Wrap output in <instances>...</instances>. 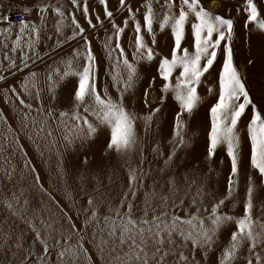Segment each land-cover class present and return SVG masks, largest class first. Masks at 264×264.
<instances>
[{
	"label": "rangeland",
	"instance_id": "obj_1",
	"mask_svg": "<svg viewBox=\"0 0 264 264\" xmlns=\"http://www.w3.org/2000/svg\"><path fill=\"white\" fill-rule=\"evenodd\" d=\"M26 1L27 5L33 4L38 9L48 5L49 11L43 14V20L41 15L32 20L43 25L41 40L36 48L38 55L29 54V58L22 62L19 52H9L16 62L13 67L3 59L8 50L3 47V37L0 36V76L4 77L0 80V264H141V261H129L128 247H121L108 237L105 216L110 218V222L117 208L123 215L127 204L132 203L133 215L139 217L145 209V201L149 218L162 211H167L169 215L187 216L195 211L192 205L194 198L203 209L204 206L210 208L227 195L231 162L225 146H219L211 159L207 157L210 128L208 108L215 99L222 48L216 66L199 88L202 97L200 106L190 116L184 114L187 123L184 145L176 147L173 142V117L178 108L172 102L171 94L150 127L146 128L143 120L136 121V141L130 150L117 152L109 149L110 129L106 126L99 127L97 133L89 138L74 139L69 144L64 137L71 124L66 118L62 123L59 112L71 110L76 77L65 78L49 90L48 74L54 73L56 68L63 70L67 60L73 61L75 70L82 68L84 40L79 35L72 38V14L85 29L84 35L90 39L97 58V88L101 93L107 88L113 98L118 96L112 80L116 53L112 54L111 60L108 58L105 40L113 34L112 21L123 26L127 19L128 26L121 36V43L131 60L134 20L118 0H108V8L113 11L111 20L104 15L100 0H86L88 17L95 27L89 26L88 17L83 14L85 0H78V6L73 5L71 0ZM254 2L261 13L260 18L264 19V0ZM147 3L152 4L154 12L156 51L169 55L172 47L169 32H162L158 27L163 14L169 11L165 0H126L135 19L142 24ZM201 3L210 11L233 20L234 63L253 102L264 112V30L247 20L245 0H201ZM55 7H60L65 13V27L59 34L55 30L59 17L51 11ZM178 10L179 0H175L171 11L178 14ZM2 16L3 12L0 13ZM4 25L7 24L0 20V27ZM8 35L10 46L14 34ZM145 38L150 40L152 37L146 34ZM182 47L192 50L188 27ZM76 51L81 53L80 57L75 56ZM137 67L139 77L133 88L125 93V104L130 111L145 115L149 109L143 104L144 91L149 89V84L152 85L149 100L152 106H156L162 81L157 75L155 59L139 61ZM33 72L36 73L39 100L36 99L37 88L31 89V95L22 89L25 77L32 80L30 74ZM154 76L156 79L152 83ZM53 79L58 77L54 75ZM13 87L15 93L11 91ZM209 87H212V93L207 91ZM17 93L26 103L32 104L31 110L20 104ZM39 107L43 108V112L36 111ZM49 109L52 110L50 116ZM25 114H28L27 120ZM249 115L250 109L237 129L241 140L239 186L225 200L221 211L232 216L243 215L247 178L251 175L256 184L252 215L257 220L256 230L259 231L261 224H264V184L250 165L246 128ZM41 126L43 131L39 130ZM173 152L175 155L169 160ZM130 172L136 176L131 188ZM133 190L136 193L134 197ZM90 197L93 201L91 205L88 202ZM121 201H124L123 207H120ZM93 209L98 214L95 219H90ZM200 215L205 213L201 211ZM73 224L75 229L72 228ZM234 230V224L225 226L214 246L206 252L203 249L193 251L190 243L184 245L176 237L175 244L164 245L168 255L164 257L163 264H185L179 259L180 252L189 258L187 264H219L222 250L229 243ZM36 232H40L49 246L46 256L43 245L36 240ZM66 237L69 238L67 243ZM78 244L82 247L78 248L75 257H58L61 249L69 246L77 249ZM147 253L149 264H158L160 255L155 253L152 244H149ZM260 254L264 256V250ZM247 257L248 243L245 241L235 264H246Z\"/></svg>",
	"mask_w": 264,
	"mask_h": 264
},
{
	"label": "snow or ice",
	"instance_id": "obj_2",
	"mask_svg": "<svg viewBox=\"0 0 264 264\" xmlns=\"http://www.w3.org/2000/svg\"><path fill=\"white\" fill-rule=\"evenodd\" d=\"M119 5L126 7L129 15L134 20V36L131 43L132 59L129 60L121 43V36L128 26V20L125 19L123 26L112 21L113 34L106 37L104 47L107 50L108 58L112 59V54L116 53L112 67L113 86L117 88L118 96L113 98L104 89L103 93L97 88V58L93 53L90 39L84 35L85 29L79 24L75 15L71 16L73 25L74 39L76 36H82L84 40L83 65L80 70L73 68V61L67 60L64 69L56 68L48 74L49 90H52L59 81L70 76L76 77L74 92L71 97V110L59 112L61 122L65 118L70 121L71 126L68 134L64 137L67 143H72L74 139H85L97 133L98 128L106 126L110 129V139L107 147L117 152L130 150L136 141V121L138 119L145 122V127H150L162 107L168 100L169 94L174 105L178 108L175 111L172 125V138L176 147L186 143L185 131L187 123L184 120V114L189 116L200 106L202 97L199 93L200 86L204 83L207 74L217 64L218 53L222 48V56L217 72V89L215 91L214 102L208 108L210 119V128L208 132L207 157L211 159L219 146H225L227 156L231 162V171L228 176L227 195L213 203L211 207L204 206L203 209L198 206L197 200H192L195 207L194 212L187 216H180L175 213L169 215L167 211H162L151 215L147 211V201L142 215L137 217L133 215V204H127V210L121 215L117 208L115 216L111 218L105 216L107 235L121 247L127 246L129 249V261H141V264H149L147 249L149 244L154 247L155 253L160 255L158 264H163L164 257L168 255L165 244H175V238L179 237L184 245L191 244L193 251L203 249L205 252L214 246L218 234L228 225H235V230L231 232L230 241L223 248L219 264H235L242 245L245 241L248 243V257L246 264H264V256L260 252L264 250V224H261V230H256L257 220L253 218L254 192L256 188L255 181L251 175L247 178L245 200L243 202V215L232 216L221 211L225 200L233 195V192L239 186V164L241 158V140L238 134V124L250 109L249 119L247 121V140L250 145V165L258 173L260 181L264 184V112H262L253 102L244 80L234 63L233 58V31L234 22L231 18L214 13L207 9L201 0H179L178 14L171 10L175 6V0H165V5L169 11L163 14L158 27L163 31H168L172 40V47L169 55H161L156 51L157 38L154 33V12L151 3L146 4V11L143 14V24L135 19V15L130 6L126 5V0H118ZM73 5L78 6V0H71ZM104 6V15L110 20L113 17V11L108 8V0H100ZM25 13L29 10L24 9ZM41 19L43 14L49 11L48 5L39 7ZM59 19L56 21V32L61 33L65 27V13L60 7L51 9ZM88 6L85 0L83 5V14L88 17ZM244 11L247 13V20L264 30V19L260 18L261 13L254 0H245ZM191 17V22L189 20ZM100 19L99 16L96 17ZM0 20L9 22V26L0 31L3 37V47L5 52L3 59L8 60L11 66L16 62L9 55L19 52L22 62L29 58V54L38 55L37 45L41 40L43 25L35 22H29L25 19L19 21L18 31L13 32L14 26L9 21L7 15L0 17ZM87 23L95 27L90 17ZM186 27L190 28L192 37V50L182 47V42L186 38ZM9 33L14 34L9 46ZM152 38L146 40L145 35ZM59 42V41H58ZM76 57H80L79 51L75 52ZM157 62V75L162 81L160 87L159 103L152 106L149 100V89L144 91L143 104L149 111L145 115H139L130 111L125 104V93L133 88L139 77L137 62L153 61ZM251 63V61H249ZM27 65L25 64V67ZM32 80L25 77L22 84L23 91L31 95V89L37 88L36 99L39 100V90L35 83L36 73L30 74ZM58 77L54 80L53 76ZM4 77L0 76V80ZM156 77H152V83ZM13 93L16 89H11ZM209 93L213 92L212 87L207 89ZM17 98L21 105L31 110L32 104L26 103L17 93ZM38 113L43 112V108L36 109ZM48 115H52V110H48ZM28 114H25V120ZM33 121L35 118L33 117ZM43 131V127L39 129ZM51 135V132L48 133ZM175 153H171L168 159H172ZM136 176L130 172L129 187L135 182ZM135 190L132 196H135ZM127 196V193L125 194ZM89 204L93 203L91 197ZM181 203H183L181 201ZM124 201H121L123 207ZM11 208V204L8 205ZM175 207V205H173ZM185 211H187L185 209ZM201 211L205 215H200ZM97 210H92V217H97ZM119 221V223H117ZM89 221H86L88 223ZM75 229V225H72ZM65 238V243L68 241ZM36 240L43 245V254L49 253V246L41 237L40 232H36ZM59 243V241H57ZM107 243V241H102ZM77 249L69 246L58 252L59 258L66 255L75 257L78 255ZM143 254V257L141 256ZM180 261L187 264L188 257L183 252L179 253ZM194 259V256H193Z\"/></svg>",
	"mask_w": 264,
	"mask_h": 264
},
{
	"label": "crops",
	"instance_id": "obj_3",
	"mask_svg": "<svg viewBox=\"0 0 264 264\" xmlns=\"http://www.w3.org/2000/svg\"><path fill=\"white\" fill-rule=\"evenodd\" d=\"M25 2L27 1L26 0H0V13L3 12L5 16L6 15L5 13L7 11H15V10L21 11L24 14V19L29 22H32L34 18H37L41 14L38 11V8L36 6H34L33 4L27 5ZM20 6H24V8ZM25 8H27L31 12L28 11L27 13H25L24 11ZM9 21L14 26L13 32L18 31L19 21L14 22V21H11L10 19ZM4 23H6L7 25L0 27V31H2L4 28H7L9 26V22L4 21Z\"/></svg>",
	"mask_w": 264,
	"mask_h": 264
},
{
	"label": "built area",
	"instance_id": "obj_4",
	"mask_svg": "<svg viewBox=\"0 0 264 264\" xmlns=\"http://www.w3.org/2000/svg\"><path fill=\"white\" fill-rule=\"evenodd\" d=\"M6 15L13 21H20L24 18V15L21 11L8 12Z\"/></svg>",
	"mask_w": 264,
	"mask_h": 264
},
{
	"label": "bare ground",
	"instance_id": "obj_5",
	"mask_svg": "<svg viewBox=\"0 0 264 264\" xmlns=\"http://www.w3.org/2000/svg\"><path fill=\"white\" fill-rule=\"evenodd\" d=\"M213 4L215 5V4H216V2H213Z\"/></svg>",
	"mask_w": 264,
	"mask_h": 264
}]
</instances>
